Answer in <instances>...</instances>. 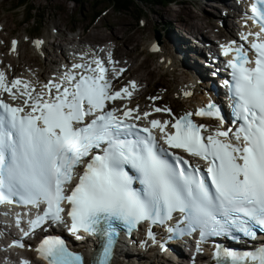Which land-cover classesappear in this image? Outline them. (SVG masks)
Listing matches in <instances>:
<instances>
[{
  "label": "snow or ice",
  "instance_id": "6c2138e0",
  "mask_svg": "<svg viewBox=\"0 0 264 264\" xmlns=\"http://www.w3.org/2000/svg\"><path fill=\"white\" fill-rule=\"evenodd\" d=\"M251 11L264 32V0H255ZM255 35L260 42L251 46L254 60L242 45L222 46L224 55L236 53L229 62L232 82H225L239 122L234 133L217 129L205 136V125L193 121V115L222 119L214 104L138 129L129 122L140 119L133 117L138 109L122 115L108 109V102L130 98L132 92L127 87L114 91L100 60L93 61L96 67L73 65L83 72H65L60 83L44 86L46 93L20 79L9 83L0 71V91L24 97L23 106L0 100V203L46 205L43 215L29 221L33 231L48 222L66 224L69 217L77 239L84 238L81 233L99 238L91 264H111L121 226L131 233L145 221L165 224L177 212L182 219L169 232L199 230L201 242L237 233L256 240L264 234V39ZM153 129H159L167 148ZM172 149L205 160L206 169ZM137 182L141 189L134 187ZM148 235L155 239L151 231ZM14 245L25 246L21 240ZM37 251L47 264H86L60 238L44 239ZM216 257L221 264H264V243L245 251L217 246Z\"/></svg>",
  "mask_w": 264,
  "mask_h": 264
},
{
  "label": "rangeland",
  "instance_id": "374dc122",
  "mask_svg": "<svg viewBox=\"0 0 264 264\" xmlns=\"http://www.w3.org/2000/svg\"><path fill=\"white\" fill-rule=\"evenodd\" d=\"M69 1L70 0H35V3L39 5L40 12L39 18L37 19L38 23H34V20L29 23H25L22 14L18 11L13 10V8L10 7L9 0H0V22H2L6 27L5 30L2 32V36L8 42L11 37H47L46 46L50 49H53L52 45H55V43H57L59 40L58 38H55L52 33H50L53 27L59 29L60 32L57 36H60V38L62 39L61 42H65L63 39L66 38V31H68L69 33V31H71L70 29L81 28L84 29L85 38L89 40H97L106 36H112L116 38L119 42L117 51L123 57L128 56L132 49L134 50L136 43L137 45L141 44L138 49L135 50V53L129 55L133 58V62L135 63V65H139L140 61L137 58L136 52H140L141 50L144 51L145 47L147 50V44L150 42V40H155V38L153 37L155 36V28H157L159 22L167 21V18H164V16H168L166 15V12L169 8H171L170 10L173 13V8H175V15H172V17H178L179 20L183 21L186 20L183 14H180L178 12L179 9L183 7V5H178L175 3H169L166 5H155L154 2L144 0L134 2L131 8L125 12H118L117 10H108V3L106 2L103 4V2H101L99 4L100 6L98 7V11H101V19L92 22V18L94 16V13L96 12V10L93 9L92 0H85L84 10H81L82 5L78 3L69 4ZM184 1L185 4L189 5H185L182 8L181 12L190 15L188 19L190 20V23L193 24V30L194 26L198 25L197 21L199 19H197L196 21V19H194L192 16H198V18L200 16H204V20H206L208 18L207 16L209 15H213L214 20L220 17V11H210L209 7L202 3L200 0L199 4L196 3V0ZM199 5H201V7H203L204 9H199ZM152 8H154L153 10L155 13L153 12ZM103 10H106L104 14ZM156 11H162V16L160 17L159 15H157ZM155 16L157 19H161L159 21H156ZM141 18L146 21L145 26L141 25L139 21ZM172 21L173 23H175L177 19L174 18ZM204 22L206 23V21ZM212 32H216V29H212ZM117 33L120 35L118 36ZM150 33L153 35L152 37ZM137 38L141 39L142 42L139 43V41L136 40ZM54 39H56V41H54ZM23 43L24 46L21 50V58H15V61L18 62L20 66L24 64L28 66L30 64H32V66L41 65L43 62L39 58V56H36L32 51L30 41L27 40ZM53 53L59 54L58 47H56ZM150 61L153 63H158L160 62V59L158 60L157 56H153L151 57ZM20 62L22 63L20 64ZM136 68L138 69L139 66H136ZM131 73L135 76H142L145 78L144 81L151 83L152 85L148 84L146 88H154V90H152L153 92H156L155 86L157 87L158 84L167 86L169 85L168 83H170L172 88L170 89L169 100L172 101L177 98L176 96H174L175 92L173 93L174 88L177 86V84L183 83L181 81L182 79H179V81L176 80L180 77V75H174L172 72H166L168 73L167 76L163 75L162 77H159L161 76L162 72L158 69L157 66L154 67V69H147L144 66L142 70L133 71ZM172 104L174 107H177L179 109H183L186 106L182 102H172ZM132 256V258L126 259L125 261L121 262V264H151V262H153V264H160L156 263V261L154 259H151L149 256L136 254Z\"/></svg>",
  "mask_w": 264,
  "mask_h": 264
},
{
  "label": "bare ground",
  "instance_id": "6f19581e",
  "mask_svg": "<svg viewBox=\"0 0 264 264\" xmlns=\"http://www.w3.org/2000/svg\"><path fill=\"white\" fill-rule=\"evenodd\" d=\"M198 4L200 3L199 1L197 2ZM199 7V9H201V10H203L204 8L203 7H201V5H199L198 6ZM218 11H220V9H217ZM156 14L157 15H159L160 17L162 16V14H163V12L162 11H156ZM193 18H195V19H199L198 20V22L200 23V28L202 29V28H206L205 27V23H204V16H200L199 18H198V16H192ZM208 18L207 19H210V20H213V16H211V15H209V16H207ZM206 19V18H205ZM206 19V20H207ZM134 25V24H133ZM143 29H145V28H143ZM125 30V29H124ZM127 31V30H126ZM12 32V31H11ZM139 37H140V35H139ZM172 37H173V34L172 33H169V35H168V39H167V42L168 43H171L172 41ZM47 38V37H46ZM136 40H138L139 41V43H141L142 42V40L141 39H136ZM141 44H138L137 45V43H136V46H135V48H134V50L132 49L131 50V52L129 53V54H132V53H135V50H137L138 49V47L140 46ZM149 45H150V43L147 45V49L149 48ZM22 48V47H21ZM64 54H65V52H64ZM21 55H22V53H21ZM161 55H163V54H160V56ZM159 56V57H160ZM151 57V56H150ZM20 58H21V56H20ZM161 58H162V56H161ZM164 58V57H163ZM185 60V59H184ZM166 64V62H164L163 63V68H164V71L165 72H172L174 75H176V74H179L180 75V77L179 78H177L176 80L177 81H179V79H182L181 81H183L184 83L183 84H177V86L174 88V90H173V93L175 92V95L174 96H176L177 97V99H174L173 101L172 100H169V96L168 95H162V96H160L161 97V99L163 100V101H165V102H167V103H170L171 105H172V102H185L186 103V109L184 108V109H178V108H176V111H178V112H182L183 110H187L189 107H190V105H195V104H198V103H200V102H203V101H205L206 100V93L203 91V90H199V88L197 87V86H195V84H194V82L192 81V80H188L187 79V70H183V71H178V69L177 68H175V65H177V66H181V61H174V63H172L171 65H169V66H166L165 65ZM144 64L142 63V65L141 66H143ZM140 65H139V68L137 69L136 68V66H135V71H139L141 68ZM44 69V68H43ZM148 86V84H146L145 85V94H142V95H140L139 96V99L141 100V102H140V106H142L143 105V103H146V102H148L149 100L147 99V96L148 95H151V97H153L154 95H155V93L156 92H153L152 90H154V88H146ZM168 87H169V91H170V89L172 88L171 87V84L169 83V85H168ZM188 92H190L191 93V95H188L187 97L185 96V93H188ZM158 97H159V95H158ZM80 249H82L83 248V246H81V247H79ZM131 254H133V253H131ZM134 255V254H133ZM145 256V255H144ZM144 260H146V259H144ZM139 261V260H138ZM142 262V261H141ZM150 262V261H149ZM160 264L161 263H163V264H166L163 260H159L158 261ZM116 264H120L119 262H116ZM151 264H153V262H151Z\"/></svg>",
  "mask_w": 264,
  "mask_h": 264
},
{
  "label": "trees",
  "instance_id": "16d2710c",
  "mask_svg": "<svg viewBox=\"0 0 264 264\" xmlns=\"http://www.w3.org/2000/svg\"><path fill=\"white\" fill-rule=\"evenodd\" d=\"M77 1L78 3H82V6L85 4V0H75ZM136 1H144V0H92V3H93V9L96 10L95 12V15H99L100 11H98V7L100 6L99 4L101 2H107L109 4H112L115 6V8L117 10H120V11H128L132 4ZM149 2H153L154 0H147ZM158 4H167L169 1L171 0H155ZM82 9L84 10L85 8L82 7Z\"/></svg>",
  "mask_w": 264,
  "mask_h": 264
},
{
  "label": "water",
  "instance_id": "95a60500",
  "mask_svg": "<svg viewBox=\"0 0 264 264\" xmlns=\"http://www.w3.org/2000/svg\"><path fill=\"white\" fill-rule=\"evenodd\" d=\"M158 38H159V35H158Z\"/></svg>",
  "mask_w": 264,
  "mask_h": 264
}]
</instances>
